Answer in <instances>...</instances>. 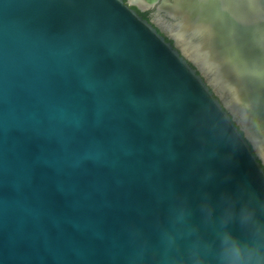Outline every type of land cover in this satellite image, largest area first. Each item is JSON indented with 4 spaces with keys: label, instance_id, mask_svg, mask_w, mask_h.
Listing matches in <instances>:
<instances>
[{
    "label": "water",
    "instance_id": "obj_1",
    "mask_svg": "<svg viewBox=\"0 0 264 264\" xmlns=\"http://www.w3.org/2000/svg\"><path fill=\"white\" fill-rule=\"evenodd\" d=\"M173 51L122 0H0V264H192L229 200L264 219L263 161Z\"/></svg>",
    "mask_w": 264,
    "mask_h": 264
},
{
    "label": "clouds",
    "instance_id": "obj_2",
    "mask_svg": "<svg viewBox=\"0 0 264 264\" xmlns=\"http://www.w3.org/2000/svg\"><path fill=\"white\" fill-rule=\"evenodd\" d=\"M194 7L200 14L198 23L189 25L182 16L170 18L157 13L158 30L209 93L223 101L239 122L257 160L264 161V120L257 111L264 90V0H197ZM217 28H223L230 37L246 36L247 51L233 43L224 56L214 55L203 37ZM226 69L235 79L255 86L245 103H240L238 87ZM204 208L210 216L211 206L205 204ZM233 219L239 223V232L230 227ZM209 254L213 264H264V219L251 200L241 202L238 210L229 200L212 244L197 239L188 249L192 264H209Z\"/></svg>",
    "mask_w": 264,
    "mask_h": 264
},
{
    "label": "flooded vegetation",
    "instance_id": "obj_3",
    "mask_svg": "<svg viewBox=\"0 0 264 264\" xmlns=\"http://www.w3.org/2000/svg\"><path fill=\"white\" fill-rule=\"evenodd\" d=\"M122 1L124 3H126V4H129L132 9H134L140 15H142L145 20H147L152 26H154L157 29V31L160 34H162V31L161 30H158V25L155 23L156 14L157 13L164 14L166 17H170V18H174L176 16H181V15H177L176 14V10L179 8V6L182 7L181 4L183 5V2L185 0H140L146 6L143 9H140L137 5L130 3L129 0H122ZM188 1L189 0H187V2ZM193 1H195V0H193ZM187 9H191L195 13L198 12V10L195 7H189ZM196 20H197V17L194 16L192 18V22L189 23V25L195 24L196 23ZM221 34H222V32H221ZM213 35L214 34L205 35L203 37L204 43L209 42V41H212V39H213L212 36ZM164 38H165V36H164ZM216 55L218 56L217 53H216ZM219 56H224V55H219ZM226 74L229 77L232 76V73L229 70H227V69H226ZM234 83L237 85V87L240 85V89H242V85H241L242 83H240L238 80H237V82H234ZM244 87H247L248 89L249 88L254 89L255 86L253 84H251V83L248 82L247 85L244 84ZM262 99H264V96H263ZM220 101L222 102V100H220ZM262 103H263V106H264V100H262ZM262 119L264 120V107H263Z\"/></svg>",
    "mask_w": 264,
    "mask_h": 264
},
{
    "label": "bare ground",
    "instance_id": "obj_4",
    "mask_svg": "<svg viewBox=\"0 0 264 264\" xmlns=\"http://www.w3.org/2000/svg\"><path fill=\"white\" fill-rule=\"evenodd\" d=\"M129 2L132 3V4L137 5L140 9H143V8L146 7L145 4H143L140 0H129ZM196 3H197V0H195V1L189 0L188 2H187V0H185L183 2V5L181 4L182 7L179 6V8L176 10V14L177 15H181L185 19V21H186L187 24H189V23L192 22V18L194 16L197 17L196 23H198L199 20H200V14H199V12L195 13L193 10L187 9L189 7H194V5ZM221 30H222V28H217V30L214 33H212V34H214L212 36L213 39L211 38L212 41H209V42H206L205 43V45L210 48V50L213 52L214 55H216V53L218 54V57H222V56H219V55H224L223 52H222V48H220L219 44H218V51L216 50L217 32H218V39H219L220 38V34L222 32ZM222 34H223V32H222ZM238 35H240V36H237V39L240 38L241 36H244L243 34H238ZM239 41L240 40L238 39V42H236V41H230V43L237 44V43H240ZM229 78L232 79L234 82H237V79H235L233 76H231ZM238 81L240 83H242L241 84L242 85V89H240V85H239L238 86V92H239V96H240V103L243 104V103H245L246 101H248L250 99V97H251V95L253 93L252 92H249V90L246 87H244V84H247L248 82L241 81V80H238ZM263 107L264 106H263V103H262V100H261L259 106L257 107V111L259 113L260 119L262 118L261 116H262V113H263ZM236 122L239 124V122L237 120H236ZM239 126H240V124H239ZM263 163H264V161H263Z\"/></svg>",
    "mask_w": 264,
    "mask_h": 264
},
{
    "label": "rangeland",
    "instance_id": "obj_5",
    "mask_svg": "<svg viewBox=\"0 0 264 264\" xmlns=\"http://www.w3.org/2000/svg\"><path fill=\"white\" fill-rule=\"evenodd\" d=\"M221 31L223 32V34H220V38L219 39H218V32H217V44H216V50L217 51H218V44H219L220 48H222L223 54L225 55L227 53V51H228L229 46L233 44V43H230V41H236V42H238V39L240 40L239 41L240 43H237L238 46L243 51H247L248 45H247V37L246 36H241L240 38L237 39V36H240V35H237L235 37H230L228 35V33L223 28H222ZM261 96H262V98L264 96V91L263 90L261 91ZM262 100H264V99H262ZM235 121H236V119H235Z\"/></svg>",
    "mask_w": 264,
    "mask_h": 264
},
{
    "label": "trees",
    "instance_id": "obj_6",
    "mask_svg": "<svg viewBox=\"0 0 264 264\" xmlns=\"http://www.w3.org/2000/svg\"><path fill=\"white\" fill-rule=\"evenodd\" d=\"M142 16V15H141ZM142 18H144L143 16H142Z\"/></svg>",
    "mask_w": 264,
    "mask_h": 264
}]
</instances>
